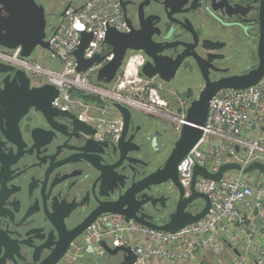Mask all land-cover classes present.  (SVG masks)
<instances>
[{
  "label": "flooded vegetation",
  "instance_id": "flooded-vegetation-1",
  "mask_svg": "<svg viewBox=\"0 0 264 264\" xmlns=\"http://www.w3.org/2000/svg\"><path fill=\"white\" fill-rule=\"evenodd\" d=\"M86 1L0 0V38L29 45L42 28L48 41L61 18ZM119 4L129 33L123 41L139 47L126 57L142 56L139 74L167 103L152 104L150 89L133 80L125 92L132 101L108 105L107 117L118 120L113 134L111 122L96 124L97 110L90 123L77 109L47 106V97L33 92L43 83L3 57L18 49L20 55L21 47L0 44V67L26 72H0V264H125L128 253L111 237L89 234L103 216L159 230L174 215L184 219L206 205L204 198L190 199L180 173L181 187L170 177L174 171L167 173L183 127L179 100L188 111L213 83L259 67L264 0ZM31 55L20 57L35 62ZM155 173L157 181L135 188Z\"/></svg>",
  "mask_w": 264,
  "mask_h": 264
},
{
  "label": "built area",
  "instance_id": "built-area-1",
  "mask_svg": "<svg viewBox=\"0 0 264 264\" xmlns=\"http://www.w3.org/2000/svg\"><path fill=\"white\" fill-rule=\"evenodd\" d=\"M109 28L128 31L119 0H87L78 10H69L49 35L50 50L59 60L55 69L20 57L19 49L3 57L35 76H46L45 83L59 90L52 103L55 107L60 110L74 107L79 117L90 123L95 121L93 112L97 110L100 115L96 124L101 127L111 122L109 130L113 134L118 120L107 117L108 105L132 101L133 97L125 92L131 77L138 76L143 59L140 54L125 57L110 83L97 82L99 69L114 57L112 46L105 42ZM84 32L92 33L84 57L100 54L104 59L86 71H78L75 51ZM145 87L156 98L152 104H166L165 100H159L156 87L143 83L140 89ZM186 116V109L178 112L179 127L186 122ZM255 128L260 130L258 134ZM203 131L202 138L179 165L181 183L189 193H192L195 165L205 167L210 173L219 172L229 162L242 168L224 172L219 181L197 176L196 191L207 194L211 201L205 217L170 232L110 214L103 216L89 234L109 236L116 246H130L136 255L134 264H264V178L258 172L255 178L243 172L254 161L264 163V74L254 85L216 94L210 102ZM236 237L242 239V248L234 244ZM227 246L232 256L224 259ZM203 252L212 253L214 259L209 262Z\"/></svg>",
  "mask_w": 264,
  "mask_h": 264
},
{
  "label": "water",
  "instance_id": "water-1",
  "mask_svg": "<svg viewBox=\"0 0 264 264\" xmlns=\"http://www.w3.org/2000/svg\"><path fill=\"white\" fill-rule=\"evenodd\" d=\"M55 28H53L54 30ZM128 32H120L115 28H109L107 31L105 42L109 43L112 46V51L114 57L112 60L107 62L103 67L99 69L96 80L97 82L110 83L117 74V71L122 66L126 54L129 49H139L138 46L133 44L125 43L123 40L128 35ZM45 34L41 28L36 34L35 40L29 45H26L24 42H6L0 38V44L6 46L10 49H17L21 47L20 55L23 57H29L32 53V50L37 45H41L43 48L50 49L49 41L44 40ZM92 39V33L84 32L82 33L81 44L78 49L75 51V55L78 60V71H86L94 63L101 62L104 59L103 55L96 54L92 58H85L84 51L88 46L89 42ZM145 66H142V70L145 72ZM13 66H6V68L0 67V72L2 71H12L15 70L16 74H25L26 72L22 69H14ZM264 74V47H263V56L259 67L252 73L242 76V77H231L226 78L220 81L213 83L208 89L202 93V95L195 99L187 111L186 122L183 124L181 130V136L176 142L173 153L167 162V173L172 169L174 175L170 176L176 185L181 187L179 181V170L178 167L181 161L186 157V155L193 149V147L198 143V141L203 136V127L206 125L209 107L212 98L216 95L217 91L221 88H233L240 89L245 88L251 85L256 84ZM151 77V75H149ZM37 92L39 95H45L47 97V106H52L53 101L59 95V90L50 83H43L42 85L35 87L33 92ZM33 105H38V108L45 110V107L31 103ZM118 108H122L121 104L115 103ZM66 112L64 110H60ZM231 169H242L238 163L229 162L223 164L220 168V171L217 173H210L205 167L195 165L193 168V177H192V193L190 199L204 198L206 200V205L204 208L196 213L191 214V216H186L184 219H179V215H174L172 222L164 227L158 228L163 231L175 232L181 230L189 224L199 221L205 217L209 209L211 208V201L207 194L196 191L195 183L198 175H202L206 178L219 181L222 179L223 173ZM164 172V171H163ZM243 172L246 174H251L253 172H258L259 176L264 178V163L260 161H254L249 166L243 169ZM168 177L167 179H169ZM159 178V173L152 174L146 179L140 181L135 185V188L141 189L145 185H148L149 182L157 181ZM129 221V219H127ZM228 246L231 247L232 244L228 243ZM119 249H123L128 253L126 257L125 264H134L136 261V255L131 249L130 246H120Z\"/></svg>",
  "mask_w": 264,
  "mask_h": 264
},
{
  "label": "rangeland",
  "instance_id": "rangeland-1",
  "mask_svg": "<svg viewBox=\"0 0 264 264\" xmlns=\"http://www.w3.org/2000/svg\"><path fill=\"white\" fill-rule=\"evenodd\" d=\"M50 34V33H49ZM31 58L35 59L36 61L40 62L43 64V66H46L48 68H52V69H55L56 66L59 64V60H58V57L51 51V50H48L46 48H41V47H38L34 52L33 54L31 55ZM123 69H124V66L122 67V73H123ZM140 70V69H139ZM97 76V75H96ZM95 76V78H96ZM94 79V78H93ZM131 80L133 81H138L141 83V85L143 83H147L149 84L148 81H146L142 75H140L138 73V76L135 78L134 76L131 77ZM34 81L36 83H44L45 81H47V77L44 76V75H36L34 76ZM152 86V85H150ZM154 87V86H152ZM159 99V98H158ZM165 100L167 101L165 98H160L159 100ZM167 103V102H166ZM179 103H182V107L181 109L179 110V112L181 113L182 109L184 108L185 104H184V101L183 100H179ZM72 110H75L74 107H72ZM259 129L258 128H255V133H259ZM252 177L255 178L257 176L256 172H253L251 173ZM231 242V241H229ZM234 244L239 247V248H242V239L239 238V237H236L234 240H233ZM227 249H225L224 253H223V257L224 259H227L228 257H231L232 256V251L228 248V246L226 247ZM205 253V252H203ZM205 255L208 257L209 259V262H211L213 259H214V256L212 253L210 252H207L205 253ZM229 259V258H228Z\"/></svg>",
  "mask_w": 264,
  "mask_h": 264
},
{
  "label": "crops",
  "instance_id": "crops-1",
  "mask_svg": "<svg viewBox=\"0 0 264 264\" xmlns=\"http://www.w3.org/2000/svg\"><path fill=\"white\" fill-rule=\"evenodd\" d=\"M200 255V254H199ZM202 255V254H201ZM186 264H191V263H186Z\"/></svg>",
  "mask_w": 264,
  "mask_h": 264
}]
</instances>
